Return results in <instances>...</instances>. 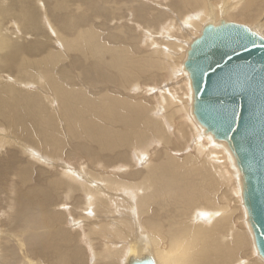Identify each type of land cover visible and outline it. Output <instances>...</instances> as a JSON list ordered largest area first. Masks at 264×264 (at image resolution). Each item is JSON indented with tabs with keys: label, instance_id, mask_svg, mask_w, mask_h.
Segmentation results:
<instances>
[{
	"label": "bare ground",
	"instance_id": "obj_1",
	"mask_svg": "<svg viewBox=\"0 0 264 264\" xmlns=\"http://www.w3.org/2000/svg\"><path fill=\"white\" fill-rule=\"evenodd\" d=\"M34 1H36L37 11L34 13H30L28 10L22 11L20 24H24L26 27L31 25L38 32L41 31L38 27L43 25L49 35L55 38L56 47H60L61 50L55 49L54 52L46 53L36 59H22L18 71L22 75V79L7 75L4 69L12 64V58L20 54L21 51L23 56L28 52L40 53L42 50L44 51L45 46L41 42H33L31 43L33 46L31 50H27L14 44L15 41L23 43V40L26 41V39L32 42L31 37H25L27 36L25 31L14 20L7 23L6 29L1 30L0 27V120L5 124L3 129L0 128V151L13 145L20 154V157H17L16 160L23 158L22 166H19L21 169L16 172L13 171V174L10 172L9 178L15 180L14 177L18 174L17 178H22L23 184H26L33 181L31 176H34L32 174L35 171L34 167H37L41 173V175L37 173V176H34L36 181H33V187L30 188L33 193L32 196L37 193L36 198L27 201L24 200L26 196L21 195L19 200L21 206L32 208L38 204L44 214L52 205L62 206L66 210L70 209L63 206L68 201L73 204L71 211L78 207V203L85 204L82 209L74 213L77 217L73 219V223H76L77 220L82 218L85 225L81 228L78 226L77 221L74 224V229L77 230H72L70 233L81 239L80 233L84 234L86 232L88 235L84 237L91 238L96 235L103 242L110 243L109 246L115 245L108 247L103 244L100 254H97L94 248L89 247L93 251L94 258L92 262H95L94 264H101L102 261L106 264H117L112 261V258L116 257L117 259L121 254V264H262L263 262L257 260L249 263L238 257V253L244 248L245 241L243 236L238 234L233 226L228 223L232 209L228 208V205L219 207L218 204H214V201L212 202L210 197L212 195L210 187L214 188L211 185L213 184V177L217 181L224 182L227 186L229 184L232 188L230 183L233 180L231 181L228 166L224 167L225 170H221V166L225 164L216 165L208 162L209 171L203 163L192 161L189 158L178 161L162 148H159L156 154L159 155L163 151L164 156L168 158L165 161L162 158L161 160L164 162H156L157 164L154 165L153 161L148 160L151 155L147 157L150 151L149 148L144 147V142L157 140L160 143H166L163 130L152 122V119H160L153 116L150 111V113L145 112L146 108L138 101L111 96L109 89H106L107 86L99 89V94L92 100L89 99L91 98L89 96H92L89 93L92 94L94 90L84 89L85 85L89 89H95V85L93 84V86L92 83L100 82L96 80L98 76L102 77L105 83L117 81L125 86L134 77L145 76V73H149L155 67L154 62L150 59H144V64H141L142 58L134 57L130 46L126 45L122 48L123 51L120 48L122 45H118L119 43L104 42L100 39L99 34L88 26V23H91L90 17L82 16L84 18H81L77 12L72 11L73 15L78 14L79 19L82 21L75 22V20L73 22L70 19L64 20L59 14L55 15L54 12L67 9L61 3V0ZM45 1H54L56 6L50 9L45 5ZM71 1L80 2L84 5L83 8L78 6V11L82 9L88 11L90 7L95 9L94 0ZM177 1V3L174 2L175 6L180 7L181 12L191 11V13L187 15L188 18L182 16L183 23L180 20L178 23L174 20L171 21V25L166 30L170 36L178 33L179 36L182 32H188L190 36H185L181 40H173L174 38L169 40L168 38L163 40L153 39L156 43L162 41L165 45H169V51L167 52L166 49L164 51L162 47L159 48L157 45L158 48H154L153 52L161 53L163 61L161 65L166 67L170 66L169 63L172 65L173 72L168 77V82L171 81L172 90L174 88L177 92L175 85H178V88L185 84L187 86L188 80V93L187 91L185 94L181 92L182 95L186 96L184 101H182L184 97L179 91L178 94L174 90L173 92L170 90L168 93L180 99V105H183L189 120L196 127L194 128L195 131L199 132L202 140L208 142L206 145L202 143L201 146L204 148L201 149H206L207 152L211 150L210 156H213L217 162L222 160V163H226V165H228L227 161L230 162L227 160L228 155H231L235 165L234 157L227 144L216 140L211 133L206 132L205 128L196 121L192 112V88L183 63L191 43L200 36L204 26L206 24L217 25L216 17H219L218 10H222V6L226 12L236 10V14L243 18L251 10H263L261 6H264V0H221V6L214 3V1L219 0ZM6 3L7 1L3 0V9L0 8V16L7 11V8L4 9ZM238 3L239 8H237ZM176 7H174L175 10H177ZM146 19L149 18L146 16ZM52 21H55V23ZM56 22L60 29H58ZM141 24L143 26L136 24L137 28L142 30L141 33H144L143 27H147L150 28L148 30H150L151 35L147 33V37H153L154 31H152L150 23ZM75 26L77 32L71 35ZM9 29L14 31L9 32ZM249 29L264 38V33L259 32L256 28L249 26ZM61 30L67 32H64L66 36L61 33ZM161 31L159 30V34L162 33ZM13 35L18 38H14ZM80 38L83 39V42L80 41ZM155 38L158 37L155 36ZM149 41L152 40L149 39ZM70 53L77 54V56L71 58ZM165 60L169 63H165ZM89 62L91 63L89 64ZM65 64H69V67L78 65L76 68L77 75H75V80L78 82L76 88L69 83L67 71L63 68ZM147 64L148 68H142ZM176 65L180 66V70L175 68ZM66 67L68 66L66 65ZM106 70H114L115 74L111 75L110 71ZM87 71L90 73H86ZM179 72L185 74L184 81L176 77ZM30 77L31 79H29ZM32 77H36L38 84L43 85L40 87L42 91L26 92L32 88ZM178 80L183 84L177 82ZM109 85H112V83H109ZM135 87L138 88V85H135ZM178 95H181V97ZM47 100L54 101L53 107L56 104L58 105L59 102L62 119H56L50 114ZM165 102V104H168L167 99ZM177 106L178 108L171 110L172 112L167 111L171 118L174 114H180L179 105ZM67 138H70L74 145L77 142L79 147L71 146ZM65 146L70 148V151L66 153L67 160L75 161L78 164L77 168L82 171L74 170L67 163L62 162L61 157L64 154ZM140 147L145 149V155L138 151ZM127 150L135 152V155H132L133 164L139 165L141 170L145 171L144 175H139V170V174L128 171L127 168L130 166L122 167L123 171L127 172L126 174L121 169L120 171L115 170L119 172L111 169V167L115 169L121 166L119 163L121 160L123 162L124 159L121 156L127 155ZM204 153L206 152L203 150L202 154ZM169 157L173 159L170 160ZM126 160L127 156L124 162ZM8 161L7 165L12 166L14 164V160L8 159ZM235 168L238 172L236 165ZM56 169L60 170L54 172ZM8 171L6 165L0 167V182L6 178L4 175ZM113 171L114 173H112ZM90 172L93 173L92 178L88 175ZM211 172L213 176L210 174ZM48 173L51 177L46 182L42 179V175ZM239 176V184H235L236 187L232 188V194L237 197V202L243 206L242 177L240 173ZM75 192L82 193L86 196V199L79 198L77 193L78 197H76ZM48 193L52 194L55 200L50 197L44 199ZM25 194L27 195L26 191ZM60 199L65 201L61 200L59 202ZM151 205L156 206L157 209L152 211L150 209ZM208 209L209 212H207ZM92 210L95 212L93 214L94 218L90 214ZM99 210H103L100 213L101 215L97 214ZM162 211L165 214L164 217ZM64 212L60 211V213H53L49 216L44 215L41 221L29 223L27 230L29 232L39 231L50 228L53 226L52 223L55 225L66 223L64 214L67 215V213ZM121 212L122 215L118 216ZM198 218L203 219L205 222L200 221ZM99 219L103 220L102 223L98 222ZM48 225L51 226L48 227ZM24 231L22 232V243H18L19 246L17 247L22 248L21 256H23L25 263H43V258L40 259L39 257V262H34L30 258L32 252L38 249L36 246H41L47 253V255H42L43 257L53 259L51 261H48L50 260L48 259L44 264L83 263L80 258L83 257L81 251L84 250H81L82 248L76 249V246L71 245L74 241L71 236L68 235L70 243L66 245L68 240L61 238V231L57 230L51 237H48L45 233H40L38 236L31 234L25 237L26 230ZM97 240L98 238L93 237L89 241L94 246V241ZM246 240L250 242L248 237H246ZM120 241L125 244L117 243ZM83 242L82 240L81 243L83 244ZM72 250H75V252ZM19 252L21 251L19 250ZM258 257L264 261L260 256Z\"/></svg>",
	"mask_w": 264,
	"mask_h": 264
},
{
	"label": "rangeland",
	"instance_id": "obj_2",
	"mask_svg": "<svg viewBox=\"0 0 264 264\" xmlns=\"http://www.w3.org/2000/svg\"><path fill=\"white\" fill-rule=\"evenodd\" d=\"M6 1H7V3L4 4V9L7 8V11L5 14L3 13V15L0 16L1 30L6 29L7 23L10 20H14L17 23H19V26L22 28V30L25 31V33L27 35L25 37H31V40H32V42H31V41L26 39V41L23 40V43H17L14 38H18V37L13 35L14 38L12 36H11V38H13V40L15 41L14 44L20 46L21 48L23 47L27 50H31V47H33L31 45V43H33V42H41L45 46L44 51L42 50V52H40V53H34L33 54L31 52H28L27 54H25L23 56L22 55L23 52L21 51L20 54H18L12 58V64L4 69L7 75H10V76L12 75V76H15L19 79H22V75H20L18 73V71H19V67L21 66L23 60H25V59H36V58L43 56L46 53L54 52L55 49L61 50V48L56 47L57 43H56L55 38H53L52 36L49 35V33L46 31V28L43 25H40V27H38V29L41 30L38 32V31L34 30V27H31L30 24H29L30 25L29 27L24 26V24H20V21H21L20 15H21L22 11L24 12L25 10H28L30 13H34L35 11H37V8H36L37 5H35L36 1H34V0H6ZM2 2H3V0H0V8L3 9ZM174 2L177 3L178 1L177 0H94L95 9L94 8L92 9V7H90V9L88 11H87V9H82L81 11H78L77 10L78 6H81V8L84 7V5L82 3L73 2L71 0H61V3L64 4V7L67 9L63 10L61 12H54V14L55 15L59 14L64 20L70 19L73 22L75 20H76L75 22L81 21L79 19V16L81 18H84V17L89 18L90 17L92 24L89 22L88 26L92 27L99 34L100 39L104 40V42H110L112 44H118L119 43L118 45H122V47H120V48L123 51H124V49H122V48H124L126 45L130 46V48L133 52V56L136 58H140V57L142 58L141 64H144L143 63L144 59H150L154 62L155 67L149 73H145V76L134 77V79H132L130 81V83L125 84V86L119 84L117 81L109 82V83H112V85H109V83L103 82L102 77H99V76L96 77V80L100 81V82L99 83H92V85L93 84L95 85V86L94 85L93 86L97 90L89 89L86 85L84 86V89L94 90L92 94L89 93L90 95H92V96H89L91 98L86 96L91 100L94 99L99 94L98 93L99 89L107 86L106 89H109V94L111 96L114 95V96H119L122 98L125 97V98H130L131 100H134L136 102L138 101V103L143 104L144 108H146L145 112L150 111L153 116L160 119V120L152 119V122L154 123L155 126L158 125L163 130L164 137L166 138L165 139L166 143H164V142L160 143L157 140L147 141L146 143L144 142V147L146 149L149 148V151H150L147 154V157L149 155H151V157L148 158V160L150 162L153 161V164L156 165L159 162H164L168 158V157L164 156L163 151H161V154H159V155L156 154V151L157 150L159 151V148H162V150L168 151L171 155H173V158H175L178 161H181L184 158H189V159H192V161L203 163L206 166V169H208L209 171H210V169H209L208 162H211V163L216 164V165L225 164V165L221 166V170H225L224 167L228 166L230 176H231V181L233 180L235 182L234 183L232 181L230 183L232 188H233L234 186L236 187L235 184H237V183L239 184L240 176H239V173L237 172V170L235 168V165L233 164V161L231 159V155H228V159L224 155L225 158L230 161V162L227 161L228 165H226V163H222V160H220V162L219 161L217 162V160H215V158L213 156H210L211 150H210V152H207L208 150L201 149V148H204L201 146V144L203 143L206 145L208 142L205 140H202V138L199 135V132L197 130L195 131L194 128H196V127H194L192 122L189 120V117H188L185 109L183 108V105H180V101H179L180 99H178L175 96L173 97V94L168 93V91L171 90L173 92V90H174V88H173V90L171 89V81H169L170 83L168 82V79H169L168 77H169V75L171 76L172 75L171 72H173L172 65L169 62H166V60H165V63H167V64L169 63L170 66L166 67L165 65H161V63L163 62L161 53H154L153 52V49L156 48L157 46L159 48L162 47V50H164V51L166 49V52L169 51L168 50L169 45H165V43L162 41L161 42L157 41L159 43V45H158V43H156V41L154 42L153 39L154 40H156V39L163 40V39L168 38V40H169V39L174 38L173 40H181V39H184L185 36H190V34L188 32H186V33L182 32V33H180L179 36H178L179 33L178 34H172L170 36L166 30L167 27L169 28V26L171 25L173 20L177 23L180 21L183 23V19L181 20L182 16H184V17L186 16V18H188L187 15L191 13V11L181 12V8L176 7ZM44 3H45V5L50 7V9H53L56 6V3H54V1L53 2L52 1L51 2L45 1ZM214 3H216V5L221 6L222 1L221 0L216 1V2L214 1ZM211 4H213V3H211ZM171 5L172 6L174 5V7H176L178 12ZM239 7L240 6L238 3L237 8H239ZM261 7L264 10V6L262 5ZM96 9H98V10H96ZM221 9L222 10H220V9L218 10V15H219V17L217 16L218 19L216 17V23L217 24H219L222 21L234 22V23L245 25L248 28H249V26H252V27L256 28V30H258L259 32L264 33V11L263 10H259V9H258V11H257V9L251 10L243 18L241 17L242 18L241 19L236 14L237 13L236 10L233 12H231V11L226 12V11H224L223 6L221 7ZM72 11L77 12L79 14V16H78V14L73 15ZM51 14H50V17H51ZM161 14H163V15H161ZM235 15L239 18H237ZM82 16H84V17H82ZM146 16L150 20L146 19ZM52 22L55 23V21H52ZM146 22L150 23V27H151L152 31H154V33H153L154 35H152L153 37H151V38L147 37V33H148V35H150V33H149L150 30H148L150 28L143 27L144 33H141L142 30H139V28H137L138 27L137 25H142L141 23L145 24ZM262 22H263V24H262ZM56 25H58L57 22H56ZM206 25H208V24H206ZM57 27H58V29H60L59 25ZM136 30H137V32H136ZM159 30H162L161 34H159ZM8 31L12 32L14 30L9 29ZM64 32H66V31L61 30V33L64 36H66L64 34ZM76 32H77V29L75 26L73 31L71 32V35H74ZM163 34H164V36H162ZM155 36L158 38H155ZM165 36H166V38H165ZM149 39H151L152 41H149ZM19 40H22V39H19ZM80 41L83 42V39L80 38ZM150 53H151V55H150ZM70 56H71V58H74L77 56V54L70 53ZM90 63L91 62H89V64ZM156 63H157V65H156ZM158 63H160V64L158 65ZM174 63H175V60H174ZM66 65L68 67H66ZM77 66L74 65L73 67H69V64H65V66H63V68L67 71V75H68L67 78L69 80V83L72 86H74L75 88L78 86V82H77V80H75V75H77L76 74ZM144 67L148 68V64L142 66V68H144ZM179 67H180L179 65L175 66V68H178L177 70H180ZM159 68H161V69H159ZM101 70H103V69H101ZM106 71H110L109 73L111 75L115 74L114 70H106ZM86 73H90V72L87 71ZM134 73H136V71H134ZM184 76H185V74L179 72L176 77L177 78L179 77V78H181L182 81H184V79H185V78L183 79ZM4 78H5V73H4ZM29 79H31V77ZM186 80H187V78H186ZM31 82L33 84L32 88L28 89L26 92L30 93V92H33L35 90L42 91L40 87L43 85L38 84V80L36 77H32ZM177 82H180L183 84V82H181L179 80ZM135 85H138V88L135 87ZM177 86L178 85H175V89L177 90V92H175V90H174V92L177 94H178V91L180 93L183 92L184 94L187 90L189 91V89L187 88L188 87V80H187V86H186V84L180 88H178ZM113 87H115V89H113ZM121 87H123V88H121ZM16 90H18V89H16ZM22 90H24V89H22ZM29 90H32V91H29ZM188 91H187V93H188ZM120 92L123 96L120 94ZM94 94H96V95H94ZM184 94L182 95V93H181V95L184 97V98H182V101H184L186 99V96ZM181 95H178V96L181 97ZM166 99L168 100L169 105L165 104ZM47 102L49 103L48 110H49L50 114L53 115V117L56 119L57 118L62 119V116L60 114V109H59V102H58V105L56 104L54 107H53L54 101L52 102V100H47ZM177 105H179L180 114L179 115L174 114L173 117L171 118L168 115V113L172 112L171 110H173V109H177L178 108ZM167 111H169V112H167ZM148 116L150 117L149 114H148ZM150 119H151V117H150ZM3 125H5V124L3 123V121L0 120V128L3 129ZM14 136L16 137V135H14ZM67 139H68L69 144H71V146H73L74 142L70 138H67ZM74 146L75 147L78 146L77 142L75 143ZM64 149H65L64 154L61 157L62 162L67 163L74 170H81L80 168H77L78 164L75 163V161L67 160L66 153H68L70 151V148L65 146ZM203 150L206 153L202 154ZM138 151L140 153L141 152L144 153V155H145V149L144 148L140 147ZM126 154L127 155H125V156H123V155L121 156L122 158L124 157L123 162L121 160L119 163V164H121V166H118L115 169L113 167H111V169L114 171L115 170L120 171V169H121L123 171V169H122L123 166H130L127 168L128 171H131L132 173L136 172V174H139V172H138V170H139L140 171L139 175H144L145 171L141 170V167H139V165L137 166V165L133 164L132 155H135V152H133L132 150L131 151L127 150ZM116 155H117V153H116ZM126 156H127V160H126L127 163L124 162L126 159ZM17 157H20V154H19V151L17 150V148L13 145L9 148L7 147L6 150L4 149V150L0 151V167L6 165L7 170H9L8 173H6L4 175V177H6V178L2 179V181L0 182L1 183L0 184V243L2 242L0 244V264H28V263H25L23 256H21L22 255V248L19 247L20 248L19 249L17 247V246H19L18 243L19 244L22 243V232H25L24 230H26L25 237L28 235H31V234H33L34 236H38V234H40V233H45L48 235V237H51V235L56 233L57 230L61 231L60 233L63 234V235L61 234V236H62L61 238L68 240L66 245H68L70 243L69 236H71V238H73V240H74L71 245L73 247L76 246V249L82 248L81 250H84V251H81L84 253V254L83 253L81 254V256H83V257L80 258V260L83 261L82 264H94L95 263V262H92L94 255H93V251L90 250L89 247L94 248L95 252L97 254H100L102 249H103L102 248L103 244H106L108 247L115 246V245L109 246V245H111L110 243L103 242L96 235L93 237L98 238V240L94 241V246H92V243L89 240H91V238H93V237H91V238L90 237H84V236L88 235V233H86V232H84V234L80 233L81 239H79V237L76 238L75 235L70 233L72 230H77V229H74L75 228L74 224H76L77 221H78L77 224L79 227L82 228L83 225H85V222H83L84 219H82V218L77 220L76 223H73V219H76L75 217H77L76 215H74V213L76 211H79V209H82L85 206V204H83L82 202L78 203L79 208L77 207L78 209L76 208L77 210L75 209L73 211H71L72 210L71 206L73 204L70 203L69 201L66 202V204H64L63 206L66 208H70L71 210L70 209H67V210L63 209L62 206L58 207V206L52 205L48 208L49 210L44 212V214H43L42 209L38 206V204L34 205V207H32V208H26L24 206H21V204L19 202L21 195L22 196L25 195L26 197L24 200H27V201H29V200L31 201V200H34V198H36L37 193L36 194L34 193L35 196L33 195L34 196L33 197L31 195L33 193L30 191V188L33 187L32 186L33 181L34 182L36 181V177H34V176H37V173H39V175H41V173L37 167H34L33 169H35V171L32 172V174H34V176H31V179H33V181L28 182L26 184H23L22 178L21 179L17 178L18 174L16 175V177H14L15 180L9 178L10 172H11V174H13V171L16 172L18 169H21V167H19V166H22L23 158L16 160ZM118 157H120V155H118ZM162 158L164 159V161L161 160ZM169 158H170V160L173 159L172 157H169ZM8 159L14 160V164H12V166L7 165V163L9 162ZM63 163H61V164H63ZM229 164H230V166H229ZM231 168H232V170H231ZM57 170H60V169H56V170H54V172L55 171L58 172ZM114 171L112 173H114ZM119 171H115V172H119ZM232 171L234 173L236 172L235 173L236 175ZM54 172H52V173H54ZM123 172H124V174L127 173L125 171H123ZM49 174L50 173H48L46 175H42V179L45 180L46 182L49 181L50 177H51ZM210 174L213 176L212 172ZM88 175L91 178L93 177L92 172H90V174L88 173ZM217 182H218V185H217ZM42 184H44V183H42ZM211 185L214 186V188L210 187V190L212 192V195H210L212 202L214 201V204L215 203H216V205L218 204L219 207H224L225 205L226 206L228 205L227 207L232 209V212L230 213V216H229L228 223L230 226H233V228L236 230V232L238 234L242 235L244 238V241H245L244 248H243V250H241L238 253V257L243 259V260H246V262H249V263H252L256 260L264 263V261H262L258 257L259 255L257 254V251L255 250L254 240H253L254 238H253V235L251 233V230H250L249 225H248L247 220H246L245 210H244L242 204L237 202L238 201L237 197L232 194V188L230 187V185L228 184V186H227L224 182H220V181H217L216 179H214V177H213V184H211ZM40 186H44V185H40ZM216 186H217V188H216ZM25 191H26L28 196L25 194ZM76 193L79 195V198L86 199V196H84L82 193H79V192L74 193V195L76 197H78V195ZM49 197L51 199L55 200V197L52 196V194H50V193H48V195L45 196L44 199H49ZM61 200L65 201L64 199H60L59 202H61ZM28 203H31V202H28ZM58 204H60V203H58ZM104 208L108 209L106 207H104ZM150 209L152 211H155L157 208H156V206L151 205ZM60 211L63 213H65L64 211H66L67 215L64 214L66 223H63L61 225H59V224L55 225L54 223H52L51 225H53V226L48 225V227L51 226L50 228L41 229L39 231L33 230L32 232H29L27 230L29 227L27 225L29 223H31L32 221H36V222L41 221L43 219L44 215L49 216V215H52L53 213H60ZM99 211H97V214L101 215L100 213L103 210H101L100 212ZM209 211L210 210L208 209L207 212H209ZM90 214L93 217V214H95V212H93V210H92V212ZM121 215H122V212L118 216H121ZM162 216L163 217L165 216L163 211H162ZM199 220L203 221V219H199ZM102 221L103 220H101V219L98 220L99 223H102ZM203 222H205V221H203ZM34 224H38V223H34ZM45 226H47V225H45ZM53 227H55V228L53 229ZM59 229H61V230H59ZM8 234H9V236H8ZM5 235H7V236H5ZM246 237H248V240L250 242H247ZM82 240L84 241L83 244L81 243ZM5 241H7V242L5 243ZM117 243L122 244L123 241H120ZM123 244H125V243H123ZM36 247H38V249L36 251L32 252L33 254L30 255V258L34 262H39V260L42 258H43L42 264H44V262L47 261L48 259H50L48 261H51L52 258H45L42 256L44 254L47 255V253L43 250V248L41 246H36ZM19 250L21 252H19ZM75 250H72V251L75 252ZM98 251H100V252H98ZM84 255H86V256H84ZM121 256H122V254H121ZM121 256H119L117 259H116V257L115 258L113 257L112 261H115L117 264H121V262H120V259L122 258ZM39 257H40V259H39ZM100 263L106 264V262H104V261H102Z\"/></svg>",
	"mask_w": 264,
	"mask_h": 264
},
{
	"label": "water",
	"instance_id": "obj_3",
	"mask_svg": "<svg viewBox=\"0 0 264 264\" xmlns=\"http://www.w3.org/2000/svg\"><path fill=\"white\" fill-rule=\"evenodd\" d=\"M183 67L196 121L234 157L247 221L264 259V38L242 24H208Z\"/></svg>",
	"mask_w": 264,
	"mask_h": 264
}]
</instances>
